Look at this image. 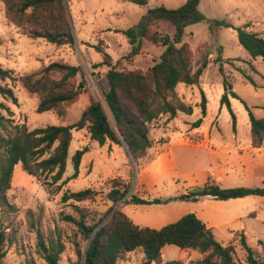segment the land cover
Returning <instances> with one entry per match:
<instances>
[{
    "label": "trees",
    "instance_id": "trees-1",
    "mask_svg": "<svg viewBox=\"0 0 264 264\" xmlns=\"http://www.w3.org/2000/svg\"><path fill=\"white\" fill-rule=\"evenodd\" d=\"M6 6V16L15 24H24L25 33L34 39L42 38L57 44H74L75 36L66 7V0H2ZM139 5H147L148 0H126ZM201 0H186L176 8L159 5L148 8L139 24L124 33L128 36L131 50L129 59L139 54L144 47V40L164 47L159 59L146 71L142 69L118 68L113 58L100 45L95 49L103 59L95 66L107 65L106 73L110 87L104 93L105 104L91 99L80 118L71 124L46 125L30 129L26 124H14L6 117L5 103L0 101V201L8 203L7 192L12 188L14 169L22 163L23 170L37 180L50 178L49 185H56L59 191L69 180L77 178L83 155L89 151L86 145L77 149L72 156L74 172L64 178L67 170L68 151L73 140V130L87 128L91 140L101 146L107 141L120 146L128 145V155L138 162L153 146L150 136V124L163 115L174 118L178 112L192 114L194 107L184 101L177 93V85H197L200 89L201 117L192 123V127L201 126L207 115L208 98L200 86V78L208 65L204 60L196 70L193 69L192 50L183 41L186 27L206 20L200 11ZM157 21H167L174 27V34L152 31ZM212 25L234 28L239 43L251 58L261 57L264 61V37L248 30V26L234 27L222 19H212ZM3 39L0 37V46ZM247 79L256 85L255 80L245 71ZM77 76L80 80L76 81ZM8 79H15L11 69L0 65V94L13 101L15 92L8 85ZM29 93L39 96L38 112L54 110L64 117L67 107L79 99L86 86V76L80 65L62 61H52L39 70L19 76ZM233 86L224 80L221 103H226L232 112V126L236 130V116L231 109L229 94L237 96ZM249 112L253 145L262 146L264 141V117H257L252 108L245 104ZM10 126V130L8 127ZM127 150V149H126ZM132 183L114 181L107 199L110 207L104 213L92 210L79 203L93 199L95 189L88 187L78 191L66 189L63 202L72 201V210L61 213V220L75 229V248L77 264H120L133 261V254L140 255L137 264L162 263V249L173 244L180 248H192L203 254L199 264H264V256L247 241L244 232L240 234V243L246 251L245 263L235 257V245L220 242L211 227L189 212L177 221L159 229L140 226L126 215L121 202L132 204H161L173 199L198 201L203 197L216 200H229L250 195L264 196V186L224 188L209 179L202 185L191 188L177 197L145 199L137 193L127 197ZM39 251L47 264H59L65 244L61 241H45L43 234H38ZM5 233L0 231V257L5 256L2 246ZM82 242H85L83 248ZM32 264H36L33 262ZM163 264H182L179 260H169Z\"/></svg>",
    "mask_w": 264,
    "mask_h": 264
},
{
    "label": "rangeland",
    "instance_id": "rangeland-1",
    "mask_svg": "<svg viewBox=\"0 0 264 264\" xmlns=\"http://www.w3.org/2000/svg\"><path fill=\"white\" fill-rule=\"evenodd\" d=\"M66 1L69 19L76 39L72 45H57L42 38L29 37L25 33L27 28L24 24H15L7 18L5 3L0 0V37L3 39V44L0 46V65L13 70L15 79H8L7 83L13 88L17 97V100L13 101L0 94V101L5 103L6 108L3 109V113L11 119L13 125L26 124L30 129H33L52 124H71L80 118L91 99L100 100L105 104L104 93L110 87L106 76L108 66H95L103 59L101 53L95 49V45H100L109 52L113 58V63H117L118 68L146 71L154 64L155 60L159 59L164 47L160 44H153L150 39H145L141 52L129 59L127 54L131 50V45L124 30L139 24L148 8L159 5L176 8L186 2V0H148L147 5H139L126 0ZM199 9L206 16V20L188 25L183 41L191 47L194 70L202 65L204 60L208 62L203 72L204 84L202 85H204V91L208 98L207 119L215 115L216 118L207 122L203 129H215L222 126L228 128L233 123L230 108L226 103H221L220 90L224 88V80L226 79L234 86L233 91L237 94V96H232L231 109L236 116V122L242 131H245L251 123L245 104L252 108L257 117H264V61L261 57L255 59L250 57L239 43L237 31L234 28L215 26L210 21L222 19L234 27L247 25L248 30L257 32L264 37V0H201ZM155 30L170 35L174 34L173 25L167 21H157L152 26V31ZM52 61L80 65L86 76L87 83L83 93L76 102L67 107V113L64 117L58 116L54 110L38 112L39 96L29 93L19 79L20 75L37 71ZM243 71L255 80L256 85L247 79L242 73ZM79 80L80 76H77L76 81ZM177 93L184 101L193 105L194 113L178 112L174 118L163 115L153 121L150 124L153 146L140 159L139 164L132 160L129 155H127L129 157L128 163L125 158L126 154L114 155L111 153L108 146L109 143H112L111 141H107L105 145L101 146L97 141L91 140L87 128L74 129V141L75 144H78L77 140H82V148L86 145L89 147L91 151L86 160L90 156L98 159L101 176L96 174L90 178L85 176L71 179L58 191L56 189L57 184L49 185L50 178L43 177L41 180H37L23 170L22 163H17L14 169L12 188L7 192L8 203L0 201V231L5 233V242L2 246L5 256L0 257V264H32L33 262L47 264L39 251V232L43 234L47 242L53 240L65 244V250L61 254L59 264H77L78 255L74 241L75 239L79 240V238L76 237L75 229L61 220V213L70 212L74 202H63V192L66 189L71 191L88 187L95 189L97 194L93 199H88L79 204L104 213L111 205V201L107 199V194L113 182H122V180L114 177L123 174L130 166L134 178L130 180L132 185L126 197L135 193L143 167L154 158L157 151L163 149V147H158V142L165 139L163 133L172 138L180 131L193 128L192 123L201 117L199 86L180 83L177 85ZM186 123L190 124L191 127ZM10 129L9 126L8 130ZM173 152L176 166L180 167V170L186 168L187 165L184 162L190 155L191 157L200 156V160L194 161L188 165V168H200L209 162L204 153L192 148L175 149ZM74 153L72 152L69 158L67 169L69 172L74 170L72 163ZM106 156L113 159L114 172L109 173V170L105 169ZM88 166L90 171L92 164H88ZM215 168L217 170V165ZM263 172L264 170L258 171L257 175L251 179L237 177L230 181H222L223 184L220 186L224 188L264 186ZM153 178L156 182L149 188L150 195H155V198H165V196L177 193L173 187L174 181L168 173L161 172L158 175L155 174ZM205 178L204 183L211 177ZM178 192L184 194L182 193L184 191ZM157 194L159 196H156ZM246 200L242 204L231 203L223 206L224 210L227 211L251 209L248 217L242 221L243 229L235 230L225 226H217L214 229L216 238L220 242L235 245L234 255L243 263H245L246 251L240 243L241 232L246 234L247 241L259 252L260 256H264V196H249ZM126 212L130 213V210L127 208ZM219 212L220 207L215 209L204 206V214H217ZM237 224L240 225L241 223ZM82 245L84 248L85 242H82ZM179 251L178 246L169 244L165 248V256L177 259L180 256ZM135 260L136 255L133 254L132 262L120 264H136Z\"/></svg>",
    "mask_w": 264,
    "mask_h": 264
},
{
    "label": "crops",
    "instance_id": "crops-1",
    "mask_svg": "<svg viewBox=\"0 0 264 264\" xmlns=\"http://www.w3.org/2000/svg\"><path fill=\"white\" fill-rule=\"evenodd\" d=\"M202 76L203 74L200 78V84L204 89V85H202L204 84ZM232 90H234V86ZM224 92L225 90L222 88L220 90V94L222 95ZM231 99L232 95L229 94L230 102ZM207 115L204 117V120L199 127H193L185 131H180L172 138L163 133L165 139L161 142H158V147H163V149L157 151L154 158H152V160L143 167V170L140 173V180L137 179L138 181L135 193H138L139 196L145 199L155 198V195H150L149 188L155 185L156 181L153 176L155 174L158 175L161 172L168 173L174 181L173 187L177 193L175 195L165 196V198H170L181 195V193L178 191H184L182 193H186L193 186L204 183V181H206L205 177H207V179L208 177H211L210 179L212 182L221 185L223 184L222 181H230L237 177L251 179L257 175L258 171L264 170V141L260 147L253 145L251 123L248 125V127H246L245 131H242L238 122H236V130L233 129L232 125L228 128H224L222 126L221 128L204 130L203 127L206 125V123L216 118L215 115L207 119ZM186 125L190 124L186 123ZM77 142L78 144H75L73 132V140L68 151L67 169L69 167V158L71 157L72 152H75L77 148H82L81 143L83 141L77 140ZM108 146L111 149V153L114 155L126 154L125 158L128 162L129 157L127 156L128 152L126 153V148L124 149V147L114 142L109 143ZM188 148H192L195 151L204 153L205 157L209 159V162L200 168H188V165L192 164L194 161L200 160V156L191 157L190 155V157H188V159H186L184 162V164L187 165L186 168L180 170V167L178 168V166H176V159L174 158L173 151L175 149L186 150ZM90 151L91 150L89 149V151L86 152L82 157L78 178L85 176H89L90 178L92 175L96 174L101 176L98 159L90 156L89 159L86 160L90 154ZM106 160L107 164L105 169L109 170V173L111 171L114 172L115 168L112 164L113 159H109L106 156ZM88 164H92L90 171ZM214 164L215 167L217 165V170L214 167ZM73 172L74 170L71 172L66 170L65 178L71 176ZM114 178H118L122 180V182H129L132 178H134L131 167L129 166L123 174H119ZM156 196H159V194ZM247 197L249 196L242 198H232L229 200H216L211 197H203L198 201L175 199L161 204H132L122 202L120 206L122 211L128 215L134 221V223L139 224L140 226H150L156 228H160L167 223L174 222L189 212H195L200 219L206 222L208 227L213 229L214 232V229H216L217 226H225L235 230L243 229L242 221L248 217L247 215L251 209H249L250 211H227L224 210L223 206L231 203L242 204L247 201ZM204 206L215 209L220 207V212L217 214H204ZM127 208L130 210L131 214L126 212ZM237 223L241 224L238 225ZM166 246H164L162 249V263L160 264H163L169 260H179L182 262V264H199L203 258V254L198 250L180 247L179 258H167L165 256ZM135 255V262L137 264L140 259V255ZM152 264L158 263L153 262Z\"/></svg>",
    "mask_w": 264,
    "mask_h": 264
},
{
    "label": "water",
    "instance_id": "water-1",
    "mask_svg": "<svg viewBox=\"0 0 264 264\" xmlns=\"http://www.w3.org/2000/svg\"><path fill=\"white\" fill-rule=\"evenodd\" d=\"M67 3V2H66ZM125 147H126V149H127V151L129 152V150H128V145L125 143ZM122 203V202H121ZM121 203H119L118 205H117V207L121 204Z\"/></svg>",
    "mask_w": 264,
    "mask_h": 264
}]
</instances>
